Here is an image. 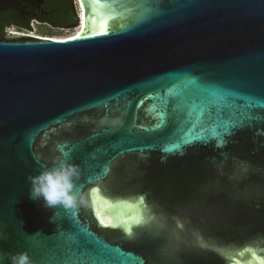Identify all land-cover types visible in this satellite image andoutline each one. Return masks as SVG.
<instances>
[{
  "label": "water",
  "instance_id": "water-1",
  "mask_svg": "<svg viewBox=\"0 0 264 264\" xmlns=\"http://www.w3.org/2000/svg\"><path fill=\"white\" fill-rule=\"evenodd\" d=\"M75 2L0 37V264H264V0Z\"/></svg>",
  "mask_w": 264,
  "mask_h": 264
},
{
  "label": "flooded vegetation",
  "instance_id": "flooded-vegetation-1",
  "mask_svg": "<svg viewBox=\"0 0 264 264\" xmlns=\"http://www.w3.org/2000/svg\"><path fill=\"white\" fill-rule=\"evenodd\" d=\"M48 1L50 0H0V37L16 30L14 27H7L15 19L22 21L24 25H28L29 30L31 29V24L34 23L45 25L49 29L62 31L74 27L79 28L78 18L76 17L78 6L75 0L76 6L73 7L71 3L70 7V15H72L73 20H64L65 23L59 25L60 27H56L60 21H53L60 16V13L57 9L46 8L45 5Z\"/></svg>",
  "mask_w": 264,
  "mask_h": 264
},
{
  "label": "trees",
  "instance_id": "trees-1",
  "mask_svg": "<svg viewBox=\"0 0 264 264\" xmlns=\"http://www.w3.org/2000/svg\"><path fill=\"white\" fill-rule=\"evenodd\" d=\"M46 8L49 9H57L60 13L59 17H56L53 21H60L56 27H60L59 25H62V23H65L64 20H73L72 15H70V7H71V1L70 0H50L45 5ZM31 19V18H28ZM40 21V20H39ZM41 22V21H40ZM7 27L11 28L14 27L17 32L20 31H30L28 25H24L22 21H19L18 19H15L13 22L9 23ZM51 39V38H50Z\"/></svg>",
  "mask_w": 264,
  "mask_h": 264
},
{
  "label": "rangeland",
  "instance_id": "rangeland-1",
  "mask_svg": "<svg viewBox=\"0 0 264 264\" xmlns=\"http://www.w3.org/2000/svg\"><path fill=\"white\" fill-rule=\"evenodd\" d=\"M72 3H73V7L76 6L74 0H72ZM31 30L32 32L20 31L18 33L27 34L29 36L40 37V38L49 37L51 39L63 40L75 36L78 33V30H80V28L74 27L62 31V30L49 29L45 25H39L34 23L31 24ZM13 31L15 32L17 30H13Z\"/></svg>",
  "mask_w": 264,
  "mask_h": 264
},
{
  "label": "bare ground",
  "instance_id": "bare-ground-1",
  "mask_svg": "<svg viewBox=\"0 0 264 264\" xmlns=\"http://www.w3.org/2000/svg\"><path fill=\"white\" fill-rule=\"evenodd\" d=\"M80 30H78V32H79ZM74 37V36H73Z\"/></svg>",
  "mask_w": 264,
  "mask_h": 264
}]
</instances>
